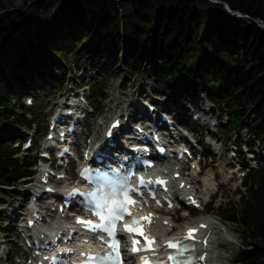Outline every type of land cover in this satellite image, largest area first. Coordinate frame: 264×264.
<instances>
[{
	"label": "trees",
	"instance_id": "1",
	"mask_svg": "<svg viewBox=\"0 0 264 264\" xmlns=\"http://www.w3.org/2000/svg\"><path fill=\"white\" fill-rule=\"evenodd\" d=\"M13 2L0 0V121L31 126L28 90L42 88L38 79L62 89L73 55L72 64L103 78L123 69L153 81L158 95L184 110L201 109L205 98L227 117L221 131L231 138L248 130L264 144V26L254 22L264 23V0H24L7 7ZM58 42H68L70 53ZM18 140L17 133L0 136V188L20 183L36 163L14 157ZM244 187L240 207L219 210L243 228L236 264H264V164Z\"/></svg>",
	"mask_w": 264,
	"mask_h": 264
},
{
	"label": "rangeland",
	"instance_id": "2",
	"mask_svg": "<svg viewBox=\"0 0 264 264\" xmlns=\"http://www.w3.org/2000/svg\"><path fill=\"white\" fill-rule=\"evenodd\" d=\"M23 3L24 0H14L12 5H6L9 8L11 6L19 8ZM56 7V4L52 6L48 13L49 16L52 17L54 15ZM0 14H2L1 7ZM69 42L71 43V41ZM66 44L69 43L58 42L57 45L63 46L65 52L70 53L71 47H66ZM4 46L5 48H8V43L5 42ZM65 61L69 62L70 69H68L69 75L62 89L53 87L52 84L43 82L39 79L37 80L42 89L39 94L35 95L34 106L32 108L33 113L31 112L32 116H30L35 119L36 126L33 125L30 129L31 131H28V129L22 130L17 126H10L8 123L0 121V136H8L17 133L23 138L29 136L26 134L27 132L34 133V149L36 147H42V140H44L48 121L54 111H56L59 103L64 99L62 96L67 91H70V93L73 94L75 91L73 87L83 86V90L86 94V101L91 105L86 109L89 113L94 112L92 108H96L97 110V112L92 114V118L88 120L89 127L86 128V132L89 131L91 133L94 130H97V135L100 139L102 135V128L100 125L104 118H107L105 121H109V117L113 114V110L111 109H116L120 106L123 108V106L131 104L133 100H139L137 93L146 89H148V94H152L150 91L154 87L152 81L150 82L144 78L124 72L123 69H118V72L114 75H109L108 77L103 78L102 73L98 71V74H95L93 70H90V66L79 68L76 65H71V63L74 62L73 55H70V58ZM61 63L64 64V62ZM100 82H103L102 86L100 85ZM100 88L102 89L101 91H99ZM0 94H5L1 85ZM157 106L160 110L163 107H166L170 112L176 111L175 114H177V117L180 118L185 125V128L182 129L184 138L189 139L191 135H193L194 138L203 142L204 146L196 147L200 153L199 157L202 160L203 166L202 175L199 177L196 176V178L198 181H201L199 183L200 188H202L204 181L208 180L214 186L213 191L216 189L218 190L213 198L214 205H212L211 209L206 208L204 212L193 210L189 216H186L188 214L186 210L168 213L167 215L177 224V228L174 229V231L181 232L183 228L189 224L197 223L202 219L209 220L215 227V233L212 235V250L214 255L213 259L210 261L211 264H236L238 259L237 253L242 248L243 244V228L240 225L229 223L224 220L221 211L218 210V206L221 203L225 205V208H228V210L240 207V197L245 192L244 184L242 183V174L240 172L236 175L233 174V172L237 171V166L231 164L232 160L229 151L239 143L241 147H239L238 152L242 153L241 161L243 164H246L247 167L252 168V166L256 167L261 161H264V158L262 157L264 155V148L260 149L258 146L260 145V141H258L254 135H251L248 130H243L239 134L237 133L230 138L227 132L221 131L220 128H217L216 125L225 123L227 118L225 115L221 117V111L218 110V107H214L213 104L208 102L205 98L201 112H194L195 110L192 106H189L186 107L185 111H190L192 114L188 115V112L183 110V106L177 107L174 101L167 99L164 96L158 97ZM196 117L198 118V121L197 123H193V120H195ZM215 139H218L217 143L214 141ZM254 142L256 145L253 146V150L256 155L253 156H259V159H255V161L247 155L251 144ZM263 145L264 144L261 143L262 147ZM34 149H32V152L30 153L32 156H35L36 154ZM27 154L29 153L22 152L20 156L23 157ZM40 171V164H38L36 173ZM72 172H74V170H72ZM234 175L235 177H233ZM33 179L36 180L37 176ZM35 182H38V180ZM23 190H25V187L8 188L4 190L0 189V240H2L3 237L9 239V245L6 246L5 249H0V255L3 254V258L0 259L1 264H20L22 257H29V254L25 253L19 246L21 241L17 236L16 226L13 231L9 230L10 227L8 226L9 222H11V218L9 217L12 212L10 211L11 207H9L8 202L14 200L13 208H16V206H19L22 202L20 198H23H16L17 196L14 197L10 193L14 192L19 195ZM28 193L29 195L31 194L30 192ZM2 204H5V206L2 207ZM7 207L8 209H6ZM4 209H6V212H2ZM19 211L20 213H24L22 209ZM193 212H195V215ZM13 223L15 224L14 221ZM158 233L163 235V233ZM219 244H221V246H219ZM215 255H221V258H215Z\"/></svg>",
	"mask_w": 264,
	"mask_h": 264
},
{
	"label": "snow or ice",
	"instance_id": "3",
	"mask_svg": "<svg viewBox=\"0 0 264 264\" xmlns=\"http://www.w3.org/2000/svg\"><path fill=\"white\" fill-rule=\"evenodd\" d=\"M112 127H116V124H113ZM108 135H111V130H109ZM64 151L67 152L68 149ZM80 175L85 177L92 185V190L82 195H85L87 198V210L97 217L99 222L93 223L91 220L77 217L76 223L93 233L106 234L98 235L96 238L111 249V251L104 254L92 253L91 251L87 253L81 252V256L84 257L81 264H123L120 252V240L117 238V224L124 221L126 216L131 217V220L122 225L121 231L127 234H134L130 251L134 256L144 253L139 257L140 264H197V260L203 261L205 259L204 255L197 257L195 252L197 233L200 228H206L207 225L201 224L199 228H188L186 233L179 239L165 240L164 251L168 252V255L166 258L161 259L156 248V237L147 234L145 225L142 223V221H146L148 225L153 224L155 214L148 212L144 216L136 217L131 212V207L139 203L132 195L134 192L138 193V189L131 187L126 177H120L118 174H112L107 171H93L86 168ZM140 183L146 187L149 183L163 186L167 184V181L158 178L155 181L145 182L141 178ZM184 186V183L181 182L180 187L183 188ZM165 191H167V188H165ZM77 192H79V189L74 188L69 195H74ZM139 195L143 198L142 193H139ZM150 198L155 201L157 206H163L161 201L156 198L154 190L150 193ZM165 200L168 201V207L170 208L179 206L174 205L167 197H165ZM188 201L192 205L199 207V204L193 197L189 196ZM147 203L148 201L144 200V204ZM163 224L170 226L168 219H164ZM136 236L143 238V246H138L141 245V241L136 239ZM204 243L206 244L207 241L205 240ZM45 259L49 258L45 257ZM51 259L53 260V264H56L57 258L53 257Z\"/></svg>",
	"mask_w": 264,
	"mask_h": 264
},
{
	"label": "bare ground",
	"instance_id": "4",
	"mask_svg": "<svg viewBox=\"0 0 264 264\" xmlns=\"http://www.w3.org/2000/svg\"><path fill=\"white\" fill-rule=\"evenodd\" d=\"M69 94H67L65 97H67ZM63 105H66V103H63ZM129 106V104L128 105H125V108H127ZM144 104H142V103H138L137 101H135V100H133V102H131V104H130V106H129V111L127 112V113H124L123 111H122V109L120 110V116L119 117H122V121H123V128L122 129H120L119 131H118V133L116 134V139H120L121 138V136L123 135V133L126 131V129H127V127H129L130 126V120L133 118V116H135V114H133V111L134 110H138V111H140L142 114L143 113H145V114H147L148 112H146V110H145V108H144ZM118 108H121V106L120 107H118ZM111 110H114V109H111ZM88 116H90V114H88ZM113 116H114V114H113ZM112 117V116H111ZM110 117V118H111ZM107 118H104V123H106V120ZM111 122V121H110ZM101 126V125H100ZM179 133H180V135L184 138V135L182 134V131L181 130H179ZM183 177H184V179L187 181V183L188 184H190V185H192L193 186V189L195 188V185H194V181H196L195 180V178L194 177H192L191 176V174H189V175H186L185 173H183ZM202 191L200 192V195H199V198H201V200H203L207 195H210V194H212V184L208 181V180H206V181H204V184H203V186H202ZM12 196H14V197H16L18 194H16V193H14V192H11L10 193ZM22 196H23V198H25L26 196H27V192L26 191H23L22 192ZM16 198H18V197H16ZM14 200L13 201H10V202H8V205H9V207H11V209H10V211H12L11 212V214H10V217L9 218H11V222H9V227H10V229L9 230H12L13 231V229H15V226H16V224H14L13 223V221H17L18 219H20L21 217H22V214H20V209H23V210H28V208H25L26 207V201L25 200H23L20 204H19V206H16V208H13V204H14ZM51 208H52V206H50L49 207V211H51ZM6 209H8V207L6 208ZM6 209H4L2 212H6ZM44 212V211H43ZM31 215V214H30ZM164 219H167V218H163L162 219V221H160L158 224H157V226H158V228H159V230H161V232H165L168 228H164V225H163V221H164ZM53 220H55V219H53ZM203 221H205V222H209L210 223V225L212 224L210 221H208V220H200V221H198L197 223H199V222H203ZM47 222L45 221V224H46ZM57 226H59V227H63V223L61 224V225H57ZM187 227V226H186ZM186 227L185 228H183V230H182V234H183V232L185 231V229H186ZM43 234V233H42ZM8 238H4L3 237V239L0 241V249H3V248H6V246H8L9 245V242H8ZM219 246H221V244H219ZM213 241L212 240H210V243H209V245L207 246V249H206V251H208L209 253H210V257L213 259V255H214V253H213ZM1 257V256H0ZM224 257V256H223ZM215 258H221V255H215ZM0 264H1V262H0Z\"/></svg>",
	"mask_w": 264,
	"mask_h": 264
},
{
	"label": "water",
	"instance_id": "5",
	"mask_svg": "<svg viewBox=\"0 0 264 264\" xmlns=\"http://www.w3.org/2000/svg\"><path fill=\"white\" fill-rule=\"evenodd\" d=\"M220 2H221V1H220ZM222 3H223V2H222ZM224 5H225L227 11H228L230 14H236L237 17L240 18V19H249V17H248L247 15H245V14H243V13H241V12H234V11L230 10V8L228 7L227 4L224 3ZM254 22H260L261 24H263L262 26H264V23H263V21H261V20H254Z\"/></svg>",
	"mask_w": 264,
	"mask_h": 264
}]
</instances>
